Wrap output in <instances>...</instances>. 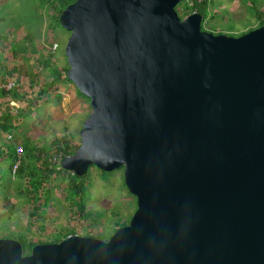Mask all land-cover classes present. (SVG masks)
I'll return each instance as SVG.
<instances>
[{
    "label": "water",
    "instance_id": "obj_1",
    "mask_svg": "<svg viewBox=\"0 0 264 264\" xmlns=\"http://www.w3.org/2000/svg\"><path fill=\"white\" fill-rule=\"evenodd\" d=\"M183 0H76L67 78L91 100L62 167L124 168L137 198L108 241L0 238V264H264V26L241 36L182 18Z\"/></svg>",
    "mask_w": 264,
    "mask_h": 264
},
{
    "label": "rangeland",
    "instance_id": "obj_2",
    "mask_svg": "<svg viewBox=\"0 0 264 264\" xmlns=\"http://www.w3.org/2000/svg\"><path fill=\"white\" fill-rule=\"evenodd\" d=\"M61 3L59 0H0V45L4 47L0 49V80L5 76L17 82V90L26 95L24 103H11L14 131L22 144L28 138L43 144L66 138L80 146L81 129L92 112L91 100L66 79L69 68L66 46L70 33L62 26L53 30L56 24L53 17L58 15ZM250 6L251 0H214L207 29L216 28V34L227 35L231 33L228 28L233 27L232 32L239 35L259 28V18L250 11ZM258 6L264 12V0H258ZM184 9V6L177 8L182 18L187 17ZM54 78L61 80L44 93V87ZM0 146L2 149L6 146L1 137ZM11 163V156L0 158L4 182L10 185V189L0 186V238L9 235L8 238L15 239L24 234L35 242L47 240L49 236L56 242L75 231L77 235L108 241L121 224L130 223L137 210V198L126 186L124 168L105 177L101 169L93 167L85 196L87 211L98 216L96 221L82 220L79 215L72 219L65 190L70 176L52 177L47 187H41L40 204L47 206H42L41 213L37 214L34 206L21 196L17 183L11 182V177L16 176L11 175ZM24 188L25 192L29 190L27 182ZM47 190H51L50 195ZM32 213L36 216L32 217Z\"/></svg>",
    "mask_w": 264,
    "mask_h": 264
},
{
    "label": "trees",
    "instance_id": "obj_3",
    "mask_svg": "<svg viewBox=\"0 0 264 264\" xmlns=\"http://www.w3.org/2000/svg\"><path fill=\"white\" fill-rule=\"evenodd\" d=\"M62 3L60 4L61 8L59 9V13L57 16H54L53 18L56 21L55 26L53 27V30L56 31V27L59 26L61 27L60 23V15L61 13L65 10V8L74 3L76 0H59ZM213 1L214 0H183V2L178 6H184L185 7V15H190L194 12L201 13L204 16L203 24H202V29L205 31H209L212 33L216 34V28L214 29H207V23H208V17L210 16V13L212 11V6H213ZM250 11L255 14L259 18V26H264V12L260 10V7L258 6V0H251V6H250ZM212 28V26H211ZM231 30L230 36H241L245 33H241L239 35H236L232 32L234 29L233 27L228 28ZM247 33V32H246ZM219 34H221L219 32ZM4 47L0 45V49L2 50ZM24 52V51H22ZM23 58H26L25 54H22ZM49 64V62H48ZM45 62V65H48ZM69 68H67L68 70ZM3 80H8L9 78H5L3 76ZM66 79L68 80L67 76ZM60 78H54L52 81L49 82L44 87L43 92L47 90V88L53 87L55 82L60 81ZM18 88L6 92V91H0V136L3 134H10L14 132V120L15 118L13 117V114L11 112L13 106H11L12 102H21L24 103L25 100H27L26 95L22 94L17 90ZM4 99V100H3ZM4 101V102H3ZM4 105H6L8 108L4 109ZM5 149H2L0 146V158H4L7 156L12 157V163H11V175L13 174V166L16 163L17 160V154H16V144L10 142L5 138ZM24 150H25V155L23 158V163L19 167L17 173L15 174V177H11V182H16L17 183V188L21 191L20 194L25 198L26 201L29 203V205L32 207L34 206V210L37 214L41 213L40 209L42 206H47L46 203L41 205V200H42V193H41V187H45L47 182H50L51 180L53 181V178L58 177H65V176H70V181L67 184V200L70 202V210H71V217L74 219L77 215L81 217L82 220H89V218L94 219L96 221L98 219V216L93 214L92 212L87 211L86 207V196L85 193L87 191V182L89 177H78L76 174L71 173L70 171L65 170L62 167V163L57 165L54 164V157L60 153L64 154L65 156H71L73 155L80 146H76L72 140L69 139H56L54 142L51 144H43V143H38V142H33L32 140H25L24 141ZM61 167L58 169V167ZM93 168V167H92ZM102 174L107 177L110 172H105L101 170ZM90 173V172H89ZM89 175V174H88ZM88 177V178H87ZM51 179V180H50ZM27 182V190H25V184ZM0 186L6 187L7 189H10V185L6 184L4 182V176L2 175L0 171ZM47 187V186H46ZM24 189V190H23ZM51 190H47V194L50 195ZM48 195L46 197H48ZM50 200V198H49ZM32 217H35L36 214H31ZM129 223H124L120 225L121 227L127 226ZM44 228V226H42ZM76 232L72 231L69 232L65 235L64 239L74 235ZM76 235V234H75ZM55 236V235H54ZM11 237L9 235H4L3 238H8ZM19 240L23 244V249L25 254H30L33 250V248L38 245V244H43V243H51L55 242L53 241L54 238L49 236L47 240H41L38 242H35L34 240H28L26 238V235L20 234L18 238H15ZM62 239L57 240L56 242H60Z\"/></svg>",
    "mask_w": 264,
    "mask_h": 264
},
{
    "label": "built area",
    "instance_id": "obj_4",
    "mask_svg": "<svg viewBox=\"0 0 264 264\" xmlns=\"http://www.w3.org/2000/svg\"><path fill=\"white\" fill-rule=\"evenodd\" d=\"M202 1V0H199ZM19 87V84L11 79L8 80H0V91H6V92H10L16 88ZM7 140L12 141L14 140V136L10 133L7 135ZM16 154H17V160L16 163L13 166V174L15 175L19 169V167L22 165L23 163V158L25 155V150L24 147L22 145H16ZM64 156L62 154H60L58 157L56 156L54 158V163L56 165H59L60 163H62Z\"/></svg>",
    "mask_w": 264,
    "mask_h": 264
},
{
    "label": "crops",
    "instance_id": "obj_5",
    "mask_svg": "<svg viewBox=\"0 0 264 264\" xmlns=\"http://www.w3.org/2000/svg\"><path fill=\"white\" fill-rule=\"evenodd\" d=\"M13 136H14V140H12V141H10V142H12V143H14V144H16V145H22L23 146V144H24V142H23V144L22 143H19L20 142V140H19V138H20V136H18V134H16V132L14 131V133H11ZM2 139H4V140H6L5 138H7V135L5 136L4 134L2 135V136H0ZM26 140H29V138L28 139H26ZM4 145V144H3Z\"/></svg>",
    "mask_w": 264,
    "mask_h": 264
}]
</instances>
